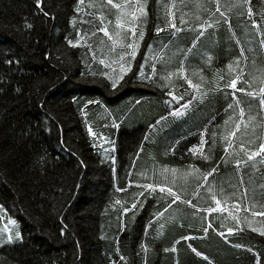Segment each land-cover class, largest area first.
<instances>
[{
	"label": "trees",
	"instance_id": "1",
	"mask_svg": "<svg viewBox=\"0 0 264 264\" xmlns=\"http://www.w3.org/2000/svg\"><path fill=\"white\" fill-rule=\"evenodd\" d=\"M191 1L183 0L182 5L181 0L147 3L145 41H155L158 50L173 40L169 55H176L169 70L174 71L185 60L186 75L193 83H201L200 91L207 93L200 99V92H196L197 99L187 112L173 117L170 112L179 104L173 102L170 107L165 103L170 100L166 93H184L180 103H185L192 99L194 90L185 92L188 85L179 79L174 81L175 87L163 89L139 79L140 64L145 62L144 53L148 51L146 44L142 42L137 57L131 61V70L115 89L105 77L93 75L111 71L98 63L106 54V49L99 47L101 39L107 42L103 33L90 39L94 47L91 53L85 44L75 48L68 45L67 39H76L75 28L94 30L80 23L81 19H92L87 15L90 0H84L79 16L75 12L76 0H42L47 17L38 12L35 0H0V206L18 221L23 236L22 243L0 248V264H264V236L243 223L237 227L226 219L227 212L211 213L205 218V213L194 216L193 208L180 204L165 212V202L157 199L161 195L158 190L137 199L138 193L146 191L137 185L156 181L154 168L166 164L170 169L184 171L194 163L202 170L213 166L220 169L214 174L218 193L221 182L225 183L224 196L218 198L227 197L229 206L240 202L239 195L245 191L239 187L241 180L250 193H257L254 202L264 204V197L259 195L260 185L264 184V163L260 158H256L254 167L249 162L239 171L234 161L215 164L225 155L220 134L224 120L232 115L227 107L233 103L232 90L223 88V83L235 75L229 72L228 65L236 68L239 57V66L246 64L245 78L253 70L254 61L258 67L264 65V49L259 43L262 37L252 28L246 9H237L226 13L228 24H214L196 40L198 32L179 24L181 10L188 13L189 22H194L197 14L201 22L208 19L193 7L195 0ZM172 4L178 6L173 13L182 31L176 38L171 37V30L157 37L156 23L163 25L165 5ZM250 4L254 9L252 19L264 31V20L258 15L262 0H250ZM218 15L215 14L217 18ZM73 18L74 26L69 24ZM109 19L114 27V15L109 14ZM26 21L33 25L31 29L24 28ZM241 49L246 60L240 56ZM177 50L188 52V56L179 55ZM5 53L13 59L11 66L4 63ZM46 53H50L48 58ZM156 54L158 51L153 53ZM113 67L119 73L118 66ZM151 71L149 60L145 72ZM159 75L158 72L156 79ZM215 81H220L219 85ZM214 86L220 91L210 92ZM237 87L250 90L243 80ZM236 96L246 116L250 105L251 113L256 114L258 101L241 92ZM206 125L205 154L212 144V132L217 133L211 162L193 158L187 151L198 145L199 133L205 131ZM89 127L94 136H89ZM234 147L238 154L239 147ZM140 172L145 176L138 175ZM117 187L126 191L118 192ZM189 198L201 208L215 207L210 198L197 200L191 193ZM133 204L138 206L133 208ZM240 215L243 218L249 214L241 211ZM255 220V226L261 227V218ZM209 223L212 228L205 233L203 229ZM229 227L235 229L231 235L227 233ZM185 236L193 238L181 239ZM193 248L202 256H196ZM121 255L126 260H121Z\"/></svg>",
	"mask_w": 264,
	"mask_h": 264
},
{
	"label": "snow or ice",
	"instance_id": "2",
	"mask_svg": "<svg viewBox=\"0 0 264 264\" xmlns=\"http://www.w3.org/2000/svg\"><path fill=\"white\" fill-rule=\"evenodd\" d=\"M156 2L159 5L160 0H156ZM147 3L148 0H122L120 3H116L114 0H90L87 4V8L90 10L87 15L91 16L92 19H81L80 23L89 24L94 30L87 31L82 30L81 28H75L76 39H67V43L73 48L80 47L82 44H85L91 53L94 51V47L93 43L89 42L90 39L95 37L97 33H103V36L107 38V42L101 39L99 41V47L101 49H106V54L105 58L98 60V63L100 65H104L106 68H109L111 71H100L98 73H93V75L98 74L105 77L109 80L111 87L115 89L124 79L125 74L131 70V61L135 60L137 57L138 51L141 49V44L143 42L147 45L148 51L144 53L145 62L140 64V73L137 74L139 79L147 80L149 83L162 89L175 87L174 81L179 79L183 80L184 83L188 85V89H186L185 92L189 89L194 90L192 93V99L185 103H180L184 100V93H174L171 90L166 93V95L170 97V100H166L165 103L169 104L170 107L173 102L179 104V107H175L170 112V116L179 117L187 112L192 103L197 99V96L195 95L196 92H200V99H204L207 93L200 91L201 83H193V80L186 75L185 60L182 59L179 67H177L174 71L169 70L170 65L173 63V57L176 55V53L169 55L173 40H169V43L167 44H162L159 46L158 50L154 47L155 41L152 44L145 41L146 33L144 25L147 24L149 16ZM182 4L183 0H181V5ZM213 4L215 5V8H212ZM76 5L75 12L79 16L83 12L84 0H76ZM35 6L38 12L45 17L49 15V13L45 11L42 6V0H35ZM193 7L198 13H205L208 19L201 22V16L197 14L194 22H189L186 18L188 13L181 10L179 15V24L187 26L193 32H198L196 40H199L200 37L204 36L205 29L212 28L214 24L218 25L221 21L224 24H228V16L226 13H230L237 9H246L247 16L251 20L252 28L256 29L257 35L262 37L259 42L260 48L264 49V31L258 29L256 20L252 19L254 9L250 4V0H226L223 4L221 3V0H195ZM165 8L166 16L164 18V23L161 26V24L157 22L155 32L157 37H159L161 33L171 30V37L176 38L177 33L182 31L180 27H177L173 13V8H178V6L175 4L165 5ZM261 8L262 10L258 13V15L262 20H264V0H262ZM112 10L115 11L113 12ZM217 13L219 14L218 18L215 16ZM109 14L114 15L115 17L114 27L113 21L109 19ZM240 14L243 15L242 12ZM159 19L160 18L157 17L158 21ZM97 21H99V27H96ZM69 24L74 26L75 18L70 19ZM32 27V24L27 21L25 22V29H31ZM229 30H231L230 25ZM196 40L193 41V44L196 43ZM157 51L158 54L153 55V53ZM177 51L179 52V55L183 57L188 56V52L182 50ZM248 51L251 52L252 49L250 48ZM4 56V63L11 66L13 59H11L7 53H5ZM49 56L50 53L45 54L46 58ZM240 56L245 57L243 49H241ZM93 59L96 60V57L93 56ZM207 59L210 61L211 57H208ZM236 59L238 64L236 68H233L231 63L228 65L229 72L235 73V75L223 83L224 89L232 90L231 95L233 100V103H230L227 106L228 109L232 110V115L228 116V118L224 120V128L220 134V139L224 143L223 151L225 155H222L219 161H215V164L219 165L222 162L224 165H228L234 161L237 166V171H239L241 166H247L249 162H251L254 167L256 158H260V161L264 163V131H258V129H264V65L258 67L254 61L253 70L248 72V78H245L244 74L246 64L241 67L239 66V57ZM246 59L247 58L245 57V60ZM149 60H151L152 71L150 73H146L145 66L149 63ZM15 63L19 65L20 61L18 58H16ZM114 65L118 66L119 73L116 72L115 67H113ZM157 65L160 67L157 68ZM158 72L160 73L159 79H156ZM196 74L197 73L195 72L193 73V75ZM81 75L83 76L85 73L82 72ZM223 79V76H221L220 80L222 81ZM200 80L201 82L204 81V76L202 74H200ZM241 80L247 84L248 89L250 90H246L244 87H237L238 81ZM214 83L219 85L220 81H215ZM17 91H19V89H17ZM209 91L219 92L220 89L219 87L214 86ZM236 92L244 93V95L250 97L254 102L258 101L256 114L251 113L252 105H250L249 114L246 116L245 110L241 107L240 101L236 96ZM225 94L227 95V92H225ZM89 103L93 102L90 101ZM164 119L165 118L162 117L161 121ZM161 121H157V123H161ZM47 122L48 121L45 120L44 124L47 125ZM208 127L209 126L206 125L205 131H201L199 133L200 141L198 145H192L187 151L192 154L193 158H199L206 162H211L213 160L211 151L215 146L217 133L216 131L212 132V144L208 148V154H205V145L208 143L205 139V135ZM88 134L89 136L95 135L91 127L88 128ZM178 143L179 141L176 142V144ZM176 144H173L171 147L174 149ZM234 146L239 147L238 154L235 153ZM139 155L140 153L138 152L137 156L139 157ZM135 163L136 162L133 161V169L135 168ZM186 168L187 170L184 171L178 170L175 167L170 169L166 164L159 169L154 168L153 172L157 177L156 181L153 183L145 182L137 185L140 189L146 190L138 193L137 199H140V197H144L145 195L151 196L158 190L161 195L157 199L158 202L159 200H163L165 202V212L171 209L172 205L176 204L187 205L188 207L193 208L195 210L193 212L194 216L196 213L203 212L206 214L205 218H207V215L211 213L227 212L228 215L226 219L234 221L237 227L243 223L247 225L252 232H258L259 235L264 236V204L258 205L254 202L257 199V193L255 191L250 193L245 187L243 180H241L239 187L245 188V191L239 195L240 202L233 203L229 206L227 203V197L223 200L218 198L224 196L223 184L225 183V181L221 182L218 193L216 185L217 177L214 175L219 173L220 169L218 167L213 166L208 170H202L201 167H197L194 163H190L186 166ZM131 175L132 171L130 170L129 184H131ZM138 175L145 176V172H140ZM116 190L118 192L126 191V189L120 187H117ZM189 193H191V196L197 200L210 198L215 207H199L196 203H193L191 198H189ZM200 193H206L207 195L205 197H201L199 195ZM259 195L264 197V184L260 185ZM116 203L118 204L119 201H116ZM137 206L138 205L133 204V208ZM139 206L142 207L143 202H141ZM124 211L127 212L128 209L125 208ZM241 211L248 213L249 215L242 218L240 215ZM4 212H6V209H4L3 206H0V213ZM157 215H163V213L157 212ZM256 217L261 218L258 223L262 226L259 228L255 226L257 223L255 220ZM2 219L3 217L0 216V220ZM15 224V220H7V225L15 226ZM7 225L0 228V233L5 234L0 235V248L15 245L18 242L22 243L23 241L22 232L16 230L13 235ZM210 228H212L211 223L204 227L203 231L207 233ZM234 231L235 229L231 227L227 229V233L229 235H231ZM61 235H64L63 229H61ZM219 235L227 240L224 232H220ZM192 238L193 237L190 236L181 237L183 240H189ZM140 247L147 252V249L143 244H141ZM236 247H240V245H236ZM165 251L167 252L168 249H165ZM172 251H176L175 246H173ZM192 251L196 256H202V253L196 251V249L193 248ZM249 251H251V249H249ZM117 255H119L118 251ZM203 258L207 260V257ZM120 259L126 260V258L122 255L120 256ZM209 264H211V261H209Z\"/></svg>",
	"mask_w": 264,
	"mask_h": 264
},
{
	"label": "rangeland",
	"instance_id": "3",
	"mask_svg": "<svg viewBox=\"0 0 264 264\" xmlns=\"http://www.w3.org/2000/svg\"><path fill=\"white\" fill-rule=\"evenodd\" d=\"M187 2H189V1H187ZM191 2L193 3L194 0H192ZM221 3H222V2H221ZM180 6H181V5H179V7H180ZM109 7H110V6H109ZM0 216L3 217V219L0 220V228H3L4 226L7 225V220H8V219H13V220L16 221L15 226L7 225L8 228H9V230H10V231L12 232V234L14 235V232H15L16 230H19V228H18V221H17L14 217H11L10 215H8L7 212L0 213ZM0 235H1V234H0ZM4 235H5V234H4Z\"/></svg>",
	"mask_w": 264,
	"mask_h": 264
},
{
	"label": "crops",
	"instance_id": "4",
	"mask_svg": "<svg viewBox=\"0 0 264 264\" xmlns=\"http://www.w3.org/2000/svg\"><path fill=\"white\" fill-rule=\"evenodd\" d=\"M154 175V174H153ZM154 177V176H153ZM152 176H151V178H153Z\"/></svg>",
	"mask_w": 264,
	"mask_h": 264
}]
</instances>
